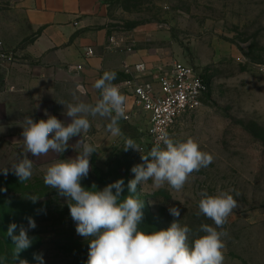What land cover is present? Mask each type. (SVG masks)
Listing matches in <instances>:
<instances>
[{"label": "rangeland", "instance_id": "rangeland-1", "mask_svg": "<svg viewBox=\"0 0 264 264\" xmlns=\"http://www.w3.org/2000/svg\"><path fill=\"white\" fill-rule=\"evenodd\" d=\"M10 1L7 0L4 9L7 27L23 32L25 38L19 45L23 48L31 35L25 21L18 22L16 28L10 23L15 20ZM103 2L108 10L106 26L110 33H131L128 35L135 41L134 52L150 58L152 62L148 64L155 65L153 61H158L160 68H165L173 61L185 62L211 80L202 109L182 119L170 138L175 142L193 138L201 150L214 157L213 162L194 172L179 192L167 184L156 189L148 180L137 185L138 197L149 203L150 212L166 226L179 219L194 234L203 235L197 231L201 224L215 225L205 216L197 215L200 193L206 190L215 195L228 191L238 207L223 226L228 233L224 238L225 260L228 264H264V0ZM2 44L12 57V64L17 63L14 45ZM99 96L98 91L96 98ZM89 120L91 129L82 138L94 145L96 152L90 157V171L81 180L82 186L90 189L95 184L97 190H102L123 179L122 193L128 194V183L135 177L132 167L143 164L142 155L150 151L145 127L141 123L119 122L123 137L114 138L107 131L108 119L97 116ZM70 121L67 118V123ZM125 138L134 140L141 152L125 151ZM79 139L80 136L73 137L62 155L52 153L41 158L27 155L34 162L33 175L23 183L11 171V164L18 161L22 151L0 145V169H9L7 176L0 171L1 194L11 200H22L19 225L27 228L26 218L35 220L36 227L28 233L39 236V253L45 264H81L86 253L88 240L76 233L67 198L43 182L46 168L55 159L76 157L78 153L72 145ZM33 195L40 197L36 203L28 199ZM170 207L180 210L178 218L170 214Z\"/></svg>", "mask_w": 264, "mask_h": 264}, {"label": "clouds", "instance_id": "clouds-1", "mask_svg": "<svg viewBox=\"0 0 264 264\" xmlns=\"http://www.w3.org/2000/svg\"><path fill=\"white\" fill-rule=\"evenodd\" d=\"M115 79L114 71H105L94 82L93 87L100 93L94 103L81 99L87 90L79 84L72 94L73 102L59 101L66 109L65 115L71 118L69 123L49 115L47 111L45 115L48 118L38 122L26 116L22 125L23 151L18 161L11 164V171L21 183L30 180L34 162L27 153L36 158L48 157L52 153L62 155L69 148V141L80 136L81 139L72 145L78 153L76 157L55 159L46 168L43 182L55 189L59 196L67 198L76 233L89 241L87 264H224V238L228 233L223 226L238 207L237 200L228 191H218L215 195H209L206 190L200 193L197 215L205 216L215 225L201 224L197 231L203 235L194 234L189 226L181 225L179 219H174L166 230L146 233L139 229L144 216V201L131 195L137 192V185L151 180L156 189L167 184L179 192L194 172L213 162L214 157L201 150L193 138L175 142L165 136L162 138L163 148L157 142L147 155H142L144 163L132 167L135 177L129 181V194L123 199V179L108 184L102 190H97L95 184L90 189L82 186L81 180L87 178L90 171V157L96 152V147L82 138V134L91 129L89 117L108 119L110 122L106 127L111 136L123 137L119 121L127 119V98L113 83ZM123 149L141 152L131 138H125ZM0 171L5 176L9 173L6 167ZM28 199L36 203L40 197L33 195ZM169 212L173 217L180 216L176 207H170ZM26 219L28 227L19 225L18 235H14L18 227L16 223H11L7 231L15 244L14 264L19 253L33 243L28 230L34 229L36 223L32 217ZM34 259L38 264H44L42 254L34 253ZM19 264H28V261L20 259Z\"/></svg>", "mask_w": 264, "mask_h": 264}, {"label": "crops", "instance_id": "crops-1", "mask_svg": "<svg viewBox=\"0 0 264 264\" xmlns=\"http://www.w3.org/2000/svg\"><path fill=\"white\" fill-rule=\"evenodd\" d=\"M10 3L11 13H15V20L10 23L16 28L18 22L25 21L31 38L25 47H19L25 36L7 27V0L0 1V19L3 14L4 23L0 26V39L5 47L8 43L14 45L19 57L17 63L0 71V145L7 149L23 151L22 125L26 116L38 122L48 118L47 111L65 123L67 118L71 120L59 101L73 102L72 94L78 84L87 90L81 99L94 103L98 90L93 84L105 71L116 73L113 83L117 85L130 79L123 71L124 63L161 67L158 61L148 64L152 61L142 53L126 54L124 49L111 46L110 39L116 35L106 26L108 10L103 0ZM88 49L93 50L94 56L86 57ZM69 65H82L83 69L72 75L67 72Z\"/></svg>", "mask_w": 264, "mask_h": 264}, {"label": "built area", "instance_id": "built-area-1", "mask_svg": "<svg viewBox=\"0 0 264 264\" xmlns=\"http://www.w3.org/2000/svg\"><path fill=\"white\" fill-rule=\"evenodd\" d=\"M110 44L114 49L124 47L128 54L134 52L135 41L128 34L113 36ZM92 56L93 50L88 49L86 57ZM11 64L12 57L0 42V68L6 70ZM82 69V65H69L67 72L74 75ZM123 71L130 79L117 84L127 98V119L120 121L133 125L141 123L146 129L149 150L157 142L163 148L162 138H170L182 119L199 112L211 89V80L185 62L173 61L165 68L124 63ZM224 264H228L226 260Z\"/></svg>", "mask_w": 264, "mask_h": 264}, {"label": "trees", "instance_id": "trees-1", "mask_svg": "<svg viewBox=\"0 0 264 264\" xmlns=\"http://www.w3.org/2000/svg\"><path fill=\"white\" fill-rule=\"evenodd\" d=\"M1 191L2 190L0 189V264H14L12 258L15 244L12 238L7 235V231L11 223H16L18 227L15 230L14 235L19 234V217H21L19 215H23L20 214L19 208L23 205V202L22 200H14L13 198L12 200L8 199L1 194ZM126 193L127 192H125L124 194L122 193L121 199L129 194ZM138 194L139 191L131 195H134L141 201H144V207L142 209L144 216L142 223L139 225V229L146 233L159 231L162 229L166 230L168 226L165 225L160 217L150 212V209L148 207L149 203H147L146 200L139 198ZM28 236L32 238L33 243L28 249L22 250L19 253V258L16 261V264H19L20 259L27 260L28 264H38V261L34 259V253L40 254V238L35 233H28ZM88 246L89 241L85 247L86 253H84V258L81 264H87Z\"/></svg>", "mask_w": 264, "mask_h": 264}]
</instances>
